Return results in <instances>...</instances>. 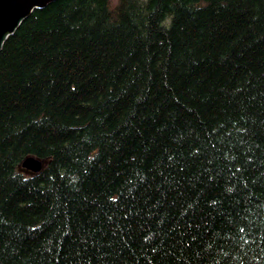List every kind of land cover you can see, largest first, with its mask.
<instances>
[{
  "label": "trees",
  "instance_id": "16d2710c",
  "mask_svg": "<svg viewBox=\"0 0 264 264\" xmlns=\"http://www.w3.org/2000/svg\"><path fill=\"white\" fill-rule=\"evenodd\" d=\"M0 264H264V0L34 9L0 48Z\"/></svg>",
  "mask_w": 264,
  "mask_h": 264
},
{
  "label": "water",
  "instance_id": "95a60500",
  "mask_svg": "<svg viewBox=\"0 0 264 264\" xmlns=\"http://www.w3.org/2000/svg\"><path fill=\"white\" fill-rule=\"evenodd\" d=\"M53 1L55 0H0V48L5 39L34 9L42 8ZM42 163L39 159L26 157L19 166L30 173H37L41 170Z\"/></svg>",
  "mask_w": 264,
  "mask_h": 264
},
{
  "label": "clouds",
  "instance_id": "9594fccd",
  "mask_svg": "<svg viewBox=\"0 0 264 264\" xmlns=\"http://www.w3.org/2000/svg\"><path fill=\"white\" fill-rule=\"evenodd\" d=\"M161 26L167 28L168 27L167 21H161Z\"/></svg>",
  "mask_w": 264,
  "mask_h": 264
},
{
  "label": "rangeland",
  "instance_id": "374dc122",
  "mask_svg": "<svg viewBox=\"0 0 264 264\" xmlns=\"http://www.w3.org/2000/svg\"><path fill=\"white\" fill-rule=\"evenodd\" d=\"M19 170L23 171L24 173H30L29 171H27V170H25V169H23L21 167H19Z\"/></svg>",
  "mask_w": 264,
  "mask_h": 264
}]
</instances>
